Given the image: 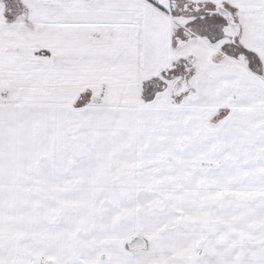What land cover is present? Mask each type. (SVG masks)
<instances>
[{
    "label": "snow or ice",
    "instance_id": "obj_1",
    "mask_svg": "<svg viewBox=\"0 0 264 264\" xmlns=\"http://www.w3.org/2000/svg\"><path fill=\"white\" fill-rule=\"evenodd\" d=\"M0 264H264V0H0Z\"/></svg>",
    "mask_w": 264,
    "mask_h": 264
}]
</instances>
